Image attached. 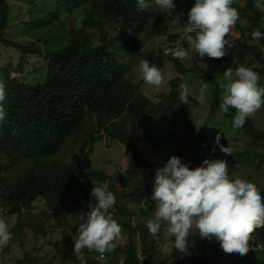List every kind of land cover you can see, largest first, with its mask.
Masks as SVG:
<instances>
[{"label": "rangeland", "instance_id": "1", "mask_svg": "<svg viewBox=\"0 0 264 264\" xmlns=\"http://www.w3.org/2000/svg\"><path fill=\"white\" fill-rule=\"evenodd\" d=\"M246 1L233 0L232 6L238 10L239 19L228 34V40L232 45H237V41L247 39L249 43L257 45L264 56V44L260 40L252 39L248 19L234 4L240 3L241 6H244ZM8 2L9 19L4 30V38L33 47H41L43 53L64 45L68 41L71 29L77 30L81 27L82 19L87 12L86 8L81 7L68 14L64 12L62 4L58 0H8ZM152 7L155 9L154 16H157L158 12L165 15V19L170 25L167 34L151 35L148 29L140 34L132 36L128 34L120 41H115L111 50L116 51V57L120 62L128 65V78L132 80L137 91L144 93L153 102L165 104L169 100L167 98L172 90L171 79L181 77L178 85L179 92L180 85L187 83L193 96L189 97L187 104L178 103L177 108L178 111H181V108L184 107L189 114L195 127L194 136L201 130L203 131L202 142L209 147L206 151V159L226 160L230 179H244L257 187L261 195L264 196V141L254 139L245 130L234 128L231 120L221 112L220 108L213 106L217 84L223 88L225 83L223 72L226 67L224 62L207 55L203 58L198 56L195 58L194 52H190V58L183 62L175 59L172 55L166 57L165 46L169 43L167 37L173 32L182 31V26L188 20L189 8L184 7L179 1L175 3L172 12L161 11L154 4ZM58 10V17L53 19L52 13ZM116 28L110 24L105 25V29L112 39L119 33ZM92 33L95 34V45H97L99 43L98 32L93 30ZM188 46L187 41L185 48ZM152 49H156L161 55L163 63L161 68L163 82L160 86L146 84L138 71L139 62L144 60L145 55ZM19 57L18 49L7 46L0 40V65L5 67L6 71L9 70L13 77L16 75L26 76L28 82L33 84L41 81L47 72L46 59L43 56L31 55L25 65V71L19 74L16 71L19 67ZM178 63L186 69L198 67V71L180 73L177 70ZM236 63L252 68L259 74L258 82H264V70H261L263 64L253 54L247 53L242 62L237 61ZM228 68L235 72L232 66ZM203 82L208 83V92L206 102L200 103L196 96H198L199 88ZM150 113L151 116H149ZM90 115L91 113L87 114L86 120L80 126L81 129L55 155V159L63 166L72 165L79 172L101 171L116 179L114 182L119 193L115 194L116 203L111 210H115L114 213H117L116 217L119 218L115 220L121 225L122 230L115 241L117 246L114 249V264H123L129 247L136 255L139 251L145 252L144 247H147L143 241L145 236L142 226H146L144 214H147L149 219L153 217L155 202L151 196L156 169L162 167L161 165H164L172 155H175L174 148L179 151L182 162L191 164L193 161L192 150L182 143L185 134L184 123L180 121L176 124V116L171 117L168 113L160 111L154 114L149 112L148 119L143 122V125L152 131L158 141L167 137L160 145L148 138L144 127L139 126L137 121L132 124L129 120L121 119L126 130L136 141L142 158L146 160L148 166L145 167L140 162L133 160L132 151L125 144L119 140L110 139L98 124L96 117ZM249 119L257 129L264 131V107ZM217 135L220 136V144L228 147L232 154H226L220 150L219 145L216 144ZM171 137L178 141L177 144L174 145ZM0 162L7 164V161L1 158V154ZM15 174L16 172L13 173L12 170H9L4 175L14 180ZM99 183L98 177L90 182L87 175L79 176L72 185L67 200L72 208H67L64 212L61 209L66 208L65 204L61 203L56 210H53L49 208L44 198L36 199L31 209L14 215L9 213L8 207H3L0 204V218L5 219L13 234L8 245L0 248V264H17L26 254L29 257H35L36 264H75L64 252L86 257L84 249L80 253H74V240L79 235L76 228L86 219V212L95 206L87 204L86 190L89 188L92 192L94 185L98 186ZM138 191H142L144 196L136 202L132 199L131 193L134 194ZM117 205L124 210L122 214L118 212ZM19 218H22L26 223L22 235H17L13 230ZM127 222L132 226V230L125 225ZM34 226L36 228H33ZM149 234V230H145V235ZM155 238L154 264H207L211 257V250L205 246V242L210 239L201 238L195 229L189 238V244L192 246L187 254L180 253L173 247L174 237L168 235L166 225H162ZM148 241L147 243H151L150 236H148ZM88 257L99 259L106 256L100 253H89ZM229 257L223 251L222 258L228 262ZM196 258L203 261L197 263L194 260Z\"/></svg>", "mask_w": 264, "mask_h": 264}, {"label": "trees", "instance_id": "2", "mask_svg": "<svg viewBox=\"0 0 264 264\" xmlns=\"http://www.w3.org/2000/svg\"><path fill=\"white\" fill-rule=\"evenodd\" d=\"M62 4L64 12L73 13L76 9L84 7L87 12L82 19L79 29H71L68 41L58 49H52L43 53L41 47L25 45L13 39L4 38V30L9 19V2L0 0V40L7 46H13L20 51L19 67L16 71L20 74L25 71V65L31 55L43 56L46 59L47 72L38 83H29L26 76H12L9 70L0 65L1 81L6 86V99L3 102L6 110V118L0 122V154L7 164L0 162V204L8 207L10 214H18L23 210L32 208L38 198H44L50 209L56 210L61 204L66 208H72L68 203V197L79 176L87 175L91 182L98 177L100 184L109 182V190L114 195L119 193L115 180L104 172L76 171L72 165H61L55 155L69 139L81 128L86 120L87 114L95 116L99 125L110 139H116L125 144L131 151L134 161L148 166L142 158L139 147L132 135L124 127L120 120L131 121L144 127L150 140L157 145L163 143L167 137L158 141L155 135L143 122L148 119L149 112L157 111L168 113L169 116H176L178 122L184 124L185 134L183 144L192 150V163L189 167L196 168L206 159L207 144L202 142V130L194 136L195 127L189 114L184 107L178 111L180 92L178 85L181 77L171 79L172 90L169 99L165 104L153 102L144 93L137 91L131 79L128 78V65L123 64L116 57V51L111 50L115 41H120L131 31L134 35L145 30H150L153 35H166L170 27L163 13L155 15V9L151 6L144 12L137 11L136 0H58ZM182 2L184 7L191 8L195 0H174L175 3ZM235 6L242 15L248 19V26L251 32L260 29L264 32V12L254 7V0H247L244 6L240 3ZM58 11L52 13V18L58 17ZM117 27L115 38L112 39L105 25ZM98 32L99 43L95 45V34ZM179 33L170 36L175 38ZM264 44V37L260 39ZM237 45H232L229 53L222 58H215L224 62L225 67H233L234 71L241 65L247 53L253 54L262 64L264 70V56L257 45L245 40H239ZM151 64L158 68L163 67L161 55L156 49L150 50L144 57ZM177 70L180 73L198 71V67L186 69L178 63ZM264 72V71H263ZM264 87V82L259 83ZM223 88L217 84L214 95V108H219ZM172 99V101H171ZM171 101V102H170ZM235 109L230 108L224 113L233 124ZM152 114L150 113L149 116ZM245 130L254 139L264 141V131L255 127L248 118L240 128ZM207 130V129H206ZM174 145L177 144L174 138ZM175 155L181 158L177 149ZM30 163V165H28ZM164 166V165H161ZM9 170L16 172L15 179L6 177ZM120 174V173H119ZM118 179V178H117ZM91 189L86 190V202L88 205H96L95 198L91 195ZM144 196L142 191L131 193L134 201H139ZM120 214L124 212L122 207L117 205ZM114 219L117 213L109 210ZM59 213H61L59 211ZM118 216V215H117ZM145 224L149 220L144 214ZM132 230L130 223L125 224ZM26 226L22 218H19L13 230L17 235L21 234ZM73 227V226H72ZM143 227V228H142ZM145 242V264H154L156 254L155 236L145 235L146 226H142ZM33 228H36L35 226ZM79 227L76 229L78 230ZM40 231V229H37ZM250 250L243 256H230L225 261L223 249L220 242L212 238L205 242L211 250V257L207 264H264V227L255 229L251 234ZM148 236L151 243H147ZM149 242V241H148ZM257 247V248H256ZM83 258L86 264H114V250L105 252V258L91 259L89 253H98L84 248ZM263 250V251H262ZM63 252L62 250H60ZM75 264H80V256L64 252ZM99 254V253H98ZM82 256V255H81ZM100 256V255H99ZM193 258V257H192ZM35 257L24 255L17 264H36ZM197 263L202 259H194ZM137 255L129 247L123 264H137Z\"/></svg>", "mask_w": 264, "mask_h": 264}, {"label": "clouds", "instance_id": "3", "mask_svg": "<svg viewBox=\"0 0 264 264\" xmlns=\"http://www.w3.org/2000/svg\"><path fill=\"white\" fill-rule=\"evenodd\" d=\"M136 4L138 12L148 10L153 4L161 11L172 12L175 8L174 0H136ZM232 5L233 0H195L182 31L167 37L169 43L184 38V43L172 50V56L183 62L190 58V52L196 54L195 58L227 55L232 47L228 34L239 19L238 10ZM254 7L264 12V0H254ZM174 33L179 35L172 39L170 36ZM251 36L253 40H260L264 32L256 29ZM186 40L188 48H185ZM138 71L146 84L160 86L163 82L161 69L146 59L139 62ZM223 76L225 83L219 108L223 113L234 108L233 127L241 128L264 107V87L259 86V74L250 67L239 66L235 72L226 68ZM180 89V100L187 104L193 96L192 90L187 83H182ZM207 92L208 83L203 82L196 99L205 103ZM5 99L6 86L0 81V122L6 118ZM216 144L222 152L232 154L228 147L220 144L219 135ZM91 195L96 205L86 212V219L79 225L74 253L84 248L100 254L110 252L116 248L115 241L121 234V225L109 211L116 203L109 182L94 185ZM151 199L155 207L153 217L146 221L149 233L156 236L162 225H166L168 235L174 237L173 247L184 254L192 246L189 238L193 229L201 238H215L229 256H243L250 250L251 234L264 227V196L246 180L230 179L224 159H205L193 169L189 163L172 155L155 171ZM12 238L9 224L0 218V248L7 246ZM143 259L144 256L138 258ZM80 264H86L83 256H80Z\"/></svg>", "mask_w": 264, "mask_h": 264}, {"label": "built area", "instance_id": "4", "mask_svg": "<svg viewBox=\"0 0 264 264\" xmlns=\"http://www.w3.org/2000/svg\"><path fill=\"white\" fill-rule=\"evenodd\" d=\"M131 33L132 32L129 31V34H131ZM183 43H184V38H180V39L176 40L175 42H171V43L167 44L165 46V53H164L166 55V57H167V55H169V56L172 55V50L175 47H177V46H179V45H181ZM141 256H144V259L143 260H138V264H145V255H144V253L142 251H139L138 254H137V257L139 258Z\"/></svg>", "mask_w": 264, "mask_h": 264}]
</instances>
